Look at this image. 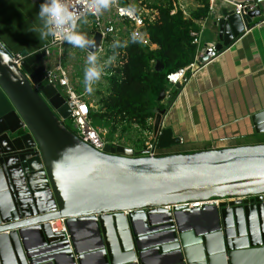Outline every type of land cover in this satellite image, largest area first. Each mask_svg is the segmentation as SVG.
Wrapping results in <instances>:
<instances>
[{
	"label": "water",
	"instance_id": "obj_1",
	"mask_svg": "<svg viewBox=\"0 0 264 264\" xmlns=\"http://www.w3.org/2000/svg\"><path fill=\"white\" fill-rule=\"evenodd\" d=\"M237 4L243 7L238 10ZM220 14L217 46L223 48L264 21V0H230ZM91 39L98 52L102 33ZM46 53L45 48L22 53L17 62L0 39V264H39L36 250L62 239L77 264L66 231L52 230L50 221L60 217L66 225L95 223L104 264H129L128 258L112 260V253L120 251L119 239L107 232L108 217L123 218L122 236L128 240L123 247L132 261L135 242L151 236L154 243L142 250L177 251L182 264H264L252 260L264 252V142L160 155L123 143L97 149L65 123L72 109L45 77ZM156 67L163 63L158 60ZM164 95L162 90L161 102ZM156 109L158 146L179 142L163 125L167 107ZM252 119L255 131L264 132V109ZM227 196L241 198L206 202ZM199 201L206 203L194 204ZM137 221L144 231H135ZM29 229H36L41 240L25 247L22 239ZM53 238L58 240L50 242Z\"/></svg>",
	"mask_w": 264,
	"mask_h": 264
},
{
	"label": "crops",
	"instance_id": "obj_2",
	"mask_svg": "<svg viewBox=\"0 0 264 264\" xmlns=\"http://www.w3.org/2000/svg\"><path fill=\"white\" fill-rule=\"evenodd\" d=\"M43 2L0 0V39L13 53H33L48 43L49 37L40 40L38 34L31 31L33 26L39 24L38 12ZM186 4L192 10L193 3L188 1ZM226 5L228 3H218L204 19L203 40L219 41L216 21ZM90 31L93 32L88 36L91 39L96 31ZM83 71L84 68H81L76 74ZM162 99L161 103H156V107H167L163 125L172 128L173 137L182 138V141L170 146L172 150L191 152L264 141V132L255 131L252 119L255 113L264 109V21L244 31L220 56L201 67L185 86H172L170 95H164ZM149 122L153 128L154 117ZM133 141V144H125L136 148V141L139 140ZM136 149L142 148L139 146ZM208 218L209 221L214 218L213 211ZM104 220L107 221L104 224L107 232L115 233L119 239L116 247L120 251L112 253L113 261L128 258L129 264H182L177 251L161 253L151 247L142 250L140 247L154 243L155 239L151 236L135 242L136 255L133 261L130 260L131 251L125 249L127 246L123 247L128 244V240L122 236L125 233L121 229L123 218L108 217ZM134 228L135 231L145 229L140 221L134 224ZM65 231L77 264H104L100 239L92 220L72 221L66 225ZM40 240L36 229L25 231L22 239L25 247L37 245ZM57 240L53 238L50 242ZM63 240L38 248L36 258L39 264H72L73 259L65 252ZM251 257L245 256L248 259ZM253 259L264 260V252L256 254Z\"/></svg>",
	"mask_w": 264,
	"mask_h": 264
},
{
	"label": "trees",
	"instance_id": "obj_3",
	"mask_svg": "<svg viewBox=\"0 0 264 264\" xmlns=\"http://www.w3.org/2000/svg\"><path fill=\"white\" fill-rule=\"evenodd\" d=\"M195 1L197 7L190 15L185 14L178 0L134 1L156 11L154 20L146 19V31L155 45L133 43L128 32L108 44L106 54L115 55V60L108 65L112 73L107 76V86L99 98L100 111L96 113L111 120L114 128L120 125L126 131L134 127V122L147 128L157 110L154 101L166 89L167 73L195 59L197 45L191 31L200 28L195 19L210 13L209 0ZM116 40L128 44L113 48ZM158 60L163 63L161 69L156 67Z\"/></svg>",
	"mask_w": 264,
	"mask_h": 264
},
{
	"label": "built area",
	"instance_id": "obj_4",
	"mask_svg": "<svg viewBox=\"0 0 264 264\" xmlns=\"http://www.w3.org/2000/svg\"><path fill=\"white\" fill-rule=\"evenodd\" d=\"M136 0H118V5L112 6L110 10L104 11L103 14L97 18L95 15L94 19V27L95 31H99L102 33V39L98 46V54L104 57V54L107 51L108 44H112L117 37H121V30L125 32H129L131 35L133 32L139 33L141 36V40L145 44H149L154 46L151 42V39L146 31V19L154 20L156 18V11L150 8H147L144 5H141L140 2L137 4H133ZM220 2L229 3L230 0H209V8L212 11L216 5ZM70 5H73L76 10L84 11L86 4L82 3L81 0H68ZM179 5L182 7L186 15H190L191 10L185 8L184 4L181 0H178ZM129 5H134L137 9L134 17H130L125 11L123 14L120 9H127ZM187 5V4H186ZM243 6L241 4H237V9L240 10ZM250 8H254V5L251 4ZM219 18V17H218ZM205 18L195 19L196 23L200 26L199 29L192 30L191 34L193 36V41L197 45V51L195 59L190 62L188 65L181 67L177 70L171 71L167 73V82L170 83L166 86L165 95H170V90L172 86H175L179 83V88L185 86L190 79L203 67L207 62L213 60L220 56V54L226 49L228 46H224L223 48H219L217 46L216 41H205L203 40V32L205 27ZM128 21V23H127ZM119 24L123 27H119ZM142 28L145 31H142ZM246 31V30H245ZM65 41L56 40L53 37L49 36L48 43L45 45L46 49V57L44 58L45 63V77L49 78L51 82H53L56 86L59 84L61 86V91L67 99V102L70 104L72 112L70 117L72 118L77 131H75L82 139L91 143L97 149L103 150L107 143H112L114 145L120 144L118 139H107L102 133H106V130L102 128H98L92 122V108L98 106L97 101H93L88 93L85 91V85H83V89L81 90V85L79 84L77 74L72 72L71 65H67L65 63V54H64V45ZM54 46L57 48L56 51H52L51 47ZM102 49V51H100ZM91 51L87 49V56ZM209 52L208 58L206 60H201V57ZM17 58L16 61L19 62L23 57L22 53H16ZM100 55V56H101ZM108 59H105L107 61ZM109 66L106 67L105 74L103 77L107 79V76L111 74ZM98 83V82H97ZM167 83V84H168ZM107 86V84H106ZM94 87V86H93ZM96 102V104H94ZM100 104V103H99ZM154 116L150 117L148 122ZM134 127H138L143 130L147 135V138L144 140L142 145V149L146 151L147 154L150 155H160L165 153L172 152H182L178 150L170 149L168 147H159L157 142V135L154 133V128H152V124L149 122V126L147 128H143L139 123L134 122ZM25 126V125H24ZM103 131V132H102ZM180 141L182 138L180 137ZM264 142V141H259ZM257 143V142H256ZM244 197V196H243ZM241 196H227V197H215L208 201L207 203H215L218 204L221 200L229 201L231 199H239ZM205 201H199L198 205H201ZM205 202V203H206ZM197 203V202H196ZM195 204V203H194ZM190 203V205H194ZM65 217L56 218L51 220V227L53 231H65L66 230V221Z\"/></svg>",
	"mask_w": 264,
	"mask_h": 264
},
{
	"label": "clouds",
	"instance_id": "obj_5",
	"mask_svg": "<svg viewBox=\"0 0 264 264\" xmlns=\"http://www.w3.org/2000/svg\"><path fill=\"white\" fill-rule=\"evenodd\" d=\"M81 2L86 4L84 11L76 10L73 5L68 3V0H44L38 12L39 24L33 26L31 31L36 32L40 40H45L51 36L56 40L67 41L79 49H93L87 56L84 69L85 91L90 94L94 90L93 86L105 74L106 67L115 60V55L109 57L107 61L101 62L100 56L95 50V41L90 39L86 33L78 31V27L81 23L88 22L87 15L89 13L99 18L104 11L118 5V0H81ZM120 11L122 14L127 11L130 17H134L137 9L134 5H129L126 10L120 9ZM140 40L139 33L133 32L131 34L133 43ZM127 44L128 41L121 43L116 40L112 47H126Z\"/></svg>",
	"mask_w": 264,
	"mask_h": 264
},
{
	"label": "rangeland",
	"instance_id": "obj_6",
	"mask_svg": "<svg viewBox=\"0 0 264 264\" xmlns=\"http://www.w3.org/2000/svg\"><path fill=\"white\" fill-rule=\"evenodd\" d=\"M152 1V0H149ZM185 6V8H189L190 5H186V2L189 1V3H193L192 5V9H195L197 7V3L195 0H181ZM190 9V8H189ZM210 15V14H209ZM214 15V14H213ZM87 23H81L78 27V31L86 33L87 36H90L93 34V32H91L90 30H95L96 28L94 27V19L93 16L88 14L87 15ZM119 27H123L122 24H119ZM127 33L123 30H121V34ZM129 34V32H128ZM118 38V37H117ZM63 49H64V54H65V63L69 66L71 65L72 67V72L75 73L77 72V74L79 73L78 71L81 70V68L85 69L86 66V59H87V48L85 49H79L76 47H73L71 44H69L67 41H65L64 45H63ZM52 51H56L57 48H55L54 46L51 47ZM57 52V51H56ZM101 55V54H100ZM99 55V56H100ZM111 56H108L106 53L104 54V57L101 55L100 59L101 62L105 61V59H108ZM81 73V72H80ZM79 75H81V77H78ZM77 75L78 77V81L79 84L81 85V90L83 89V85H84V71L82 72V74ZM106 78V77H105ZM103 76L101 78V80L96 83L94 85V90L92 93H88V95L90 96V98L93 101H97L102 93L105 91L106 88V84H107V79H105ZM168 83V82H167ZM170 83H168L167 85H169ZM58 87L61 89V86L59 84H57ZM171 85V84H170ZM169 85V87H170ZM154 102L156 103H161V101L159 99H156ZM96 104V102L94 103ZM98 106H95L92 108V112H91V116H92V122L95 126H97L98 128H102L103 130H106V133H102L107 139H118L120 142H122L123 144L125 143H129V144H133V139L139 140L136 141L138 145H135L136 148L137 147H142L144 140L147 138V135L144 133L143 130L139 129L138 127H130L129 129H127L126 131L122 130V127L119 125L117 126V128H114L111 120L107 119L105 116H101L99 114H97L96 112L100 111V104L99 102L97 103ZM65 120V123L67 125H69L73 130L77 131V128L72 120L71 117H67ZM103 132V131H102ZM135 148V149H136Z\"/></svg>",
	"mask_w": 264,
	"mask_h": 264
},
{
	"label": "flooded vegetation",
	"instance_id": "obj_7",
	"mask_svg": "<svg viewBox=\"0 0 264 264\" xmlns=\"http://www.w3.org/2000/svg\"><path fill=\"white\" fill-rule=\"evenodd\" d=\"M231 200H232V199H231ZM231 200H229V201H226V200H221V201H225L227 204H229Z\"/></svg>",
	"mask_w": 264,
	"mask_h": 264
},
{
	"label": "bare ground",
	"instance_id": "obj_8",
	"mask_svg": "<svg viewBox=\"0 0 264 264\" xmlns=\"http://www.w3.org/2000/svg\"><path fill=\"white\" fill-rule=\"evenodd\" d=\"M199 202L195 203V204H198ZM210 203V202H209Z\"/></svg>",
	"mask_w": 264,
	"mask_h": 264
}]
</instances>
